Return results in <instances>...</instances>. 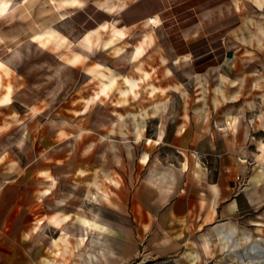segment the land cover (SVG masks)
<instances>
[{
	"label": "crops",
	"instance_id": "crops-1",
	"mask_svg": "<svg viewBox=\"0 0 264 264\" xmlns=\"http://www.w3.org/2000/svg\"><path fill=\"white\" fill-rule=\"evenodd\" d=\"M58 1L61 7L54 0H13L3 15L0 14V61L6 65L0 71V106L13 105L15 96L25 94L24 90L43 88L44 83L30 84L28 77L25 76L26 80L19 78L17 70L5 60L27 41L37 43L32 38L35 33L57 27L63 36L68 37L65 42L76 43L73 32L84 34L113 25L123 37L137 34L131 30L142 23L160 25L163 20L175 23L181 18L180 13L164 15L179 0ZM239 1L264 9V0H236V10H240ZM121 3L124 4L109 8ZM209 12L207 10L205 14ZM196 24L197 45L204 35L198 33L203 24L197 21ZM138 34L147 35L150 43L155 42V34L150 31ZM54 40L60 43L62 39L57 37ZM170 47L173 52V44ZM134 49L143 57L145 42L137 41ZM211 50L209 44L205 49L185 45L170 56L197 60ZM126 51L113 55L114 60L120 61L118 56ZM245 53L251 55L249 50ZM87 58L85 55L84 59ZM161 61L166 64L168 59L162 56ZM103 65L108 66L109 74L105 72L107 68L95 75L89 72L92 67L87 70L90 76L85 78L86 81L99 79V86L93 91H89L84 82L85 86H76L67 100L53 101L52 106L50 103L45 106L46 102L41 99L32 103L28 100L24 102L26 104L22 102L27 107L24 114L13 112L7 114L11 119H2L0 132L7 134L15 125H21L26 145L30 147L25 153L32 151L34 154L31 160L23 163L19 157L15 158L10 145L9 152L0 156V250H4L0 252V264H76L77 248L71 247L73 235L65 229L67 221L94 227L82 226L105 234L115 254L135 264L148 259L160 260L164 264H232L242 234L245 241L242 247L247 248L254 233L264 232V141H254L247 134L240 122L241 115L182 113L179 120L173 118L167 125L160 123L162 141L158 140L160 131L153 138L146 137V145L134 162V168L137 166L139 171L134 172L130 184L120 160L116 158V162H108L104 154L98 159L95 149L98 145L94 142L82 153L78 150L79 137L93 132L85 123L96 102L104 99L116 101L118 116L111 129L116 137L125 135L126 117L130 118L133 127H139L137 122H142V129L136 127L134 130L138 136L145 133V123L156 117V109L142 112L139 108L137 111L141 95L138 98L132 96V90L125 82L124 73L128 69L109 63ZM155 71L153 66L148 73L152 76ZM109 75L117 77L111 80ZM222 80L224 82L226 77L223 76ZM124 84L131 94L122 92L126 88ZM159 88L162 92L167 91ZM88 100L91 106L84 112ZM42 104L43 107H39ZM126 104L132 105L130 111ZM119 108L127 113L122 114ZM79 115H85L83 129L74 132ZM58 120V128L47 123ZM65 134L78 137L72 150L61 146ZM166 149L175 154L174 159L161 157L162 166L155 164L150 170L152 158ZM62 185L68 186L71 195L67 204L56 201ZM47 188L50 193L43 195L42 190ZM77 196L84 201V215L73 209V200ZM94 200L116 202V216L95 212ZM125 202H128L127 208ZM13 210L17 212L11 216L9 213ZM34 211L42 213L47 223L46 235L35 243L29 233L30 225L34 223ZM93 213L101 220L92 219ZM49 228L60 231L52 241L46 238ZM87 239L88 236L84 242Z\"/></svg>",
	"mask_w": 264,
	"mask_h": 264
},
{
	"label": "rangeland",
	"instance_id": "rangeland-1",
	"mask_svg": "<svg viewBox=\"0 0 264 264\" xmlns=\"http://www.w3.org/2000/svg\"><path fill=\"white\" fill-rule=\"evenodd\" d=\"M235 1L179 0L174 3L172 10L164 14L167 17L171 14L180 13L179 21L171 23L163 20L160 25H155L152 22L142 23L131 30L132 33L137 32V34H127L123 37L119 36L118 33L116 34L118 31L113 25L106 27L102 29L103 41L101 46L93 52H88L75 41L72 43L68 40L60 44L54 39L49 41L42 36L41 32L35 33L32 36L33 40L43 47L29 40L15 49L5 60L8 61L11 68L17 70L16 74L19 78L26 80L25 76L28 77L30 84L44 83L42 84L43 88L24 90L23 93L25 94L15 96L13 105L0 106V123L4 121L2 119L5 117L11 119L10 116H7L9 113L24 114L27 110L24 105L26 104L25 101L28 102L29 100V103H32L35 99H41L42 102H46L45 106L49 103L52 106L53 101L67 100L76 86L85 83L88 84L87 89L93 91L95 87L99 86V79L86 81L85 78L90 76L87 70L100 62L106 65L109 63L110 66H121V69H128L127 73H124L125 82L131 88L134 98L141 95L138 106L135 105L137 111L139 108L142 112L149 108L151 111L156 109V117H150L151 119L145 123L146 131L141 136L134 133L138 126L133 127L130 118L126 117L125 135L116 137L115 134L113 135L114 132L111 133L114 120L118 116L116 101L104 99L96 102L90 111L93 117L89 114V119L85 123L86 126H91L93 132L83 133L78 139L77 145L80 153L84 151L87 145L94 142L95 145H98V148H95L98 159L100 154L101 156L104 154L108 162H116V158L120 160L125 171L126 181H129L130 184H132L134 172L139 171L137 166H135L136 169L134 168V162L143 150V146L146 145V137L153 138L160 131L158 140L162 141L160 123L163 122L167 125L173 118L179 120L182 113L241 115L240 122L247 134L249 133L254 141L256 139L264 141V9L261 10L249 3L239 1L240 10H236ZM55 3L57 4V2ZM207 10L210 12L205 14ZM196 21L203 24L198 33L204 35L202 40H197L199 42L197 45L195 41L198 37V34L195 35ZM141 31L154 33L155 42L150 43L147 35L138 36ZM70 32L73 31L70 29ZM73 33H75V39L84 35L80 32ZM137 41L145 42L146 51L143 57L135 52L134 44ZM169 43L173 44L175 51L181 50L185 45L192 49H205L208 44L212 46V50L197 60L185 59L184 56L176 59L170 56L175 51L172 52ZM125 49L127 51L118 56L120 61L114 60L116 57L113 55H119ZM245 50H249L251 55L246 54ZM73 51L81 52L88 58L83 59L76 66L70 65L65 58L67 59ZM162 56L167 57L168 62L166 64L162 63ZM153 66L156 71L150 76L148 70H152ZM214 67L219 68L212 70ZM2 68L4 67H0V71ZM108 70L107 66L105 72L108 73ZM221 75L226 77L224 82ZM116 77L108 76L111 80ZM124 86L126 87L125 84ZM159 87L166 88L167 91L162 92ZM126 89L127 87L125 91H122L124 94L128 93ZM29 103L28 105H30ZM90 106L91 103L88 100L83 111L87 112ZM125 106L129 111V108H132L130 104ZM39 107H43V104ZM119 111L122 114L127 113L126 110L123 111L120 108ZM84 116L79 115V121L74 125L76 126L74 132L80 128L83 129L84 121L82 119ZM47 123L54 128L60 126L59 120L58 122L48 121ZM138 124L139 127L136 129L141 130L142 122L141 124L137 122ZM74 126L72 127L74 128ZM22 133L21 125H15L7 134L0 132V156H5L9 152V146L12 145L15 158L19 157L23 163L31 160L34 152L25 153V150L28 148L30 150V147L26 145V138L23 137ZM77 138V136L71 137V135L65 134L62 136L61 146L67 150H72ZM99 139L103 142H100ZM19 148L23 151H20ZM80 153H78V160ZM66 155L71 154L66 153ZM173 155L175 154L168 149L161 154L157 153L151 160L150 170L151 167L154 168L155 164L162 166L161 157L174 159ZM170 166L174 167L173 165ZM61 187L57 191L56 198L58 199L56 201L59 204H67V199L71 197L68 194L69 188L65 185ZM49 193L50 189L48 188L42 190L43 195ZM81 198L77 196L76 200H73L75 205L73 209H78L84 215L86 214L83 210L85 204ZM127 204L128 202H125L126 208ZM92 207L97 213L104 215L109 213L116 216L114 213L116 202L94 200ZM16 212L13 210L9 214L14 216ZM34 213V223L29 228L33 243L39 237L46 235L47 224L42 213L36 211ZM91 217L98 221L101 220L95 213ZM82 226L70 224L68 221L65 225V229L73 235L71 247L76 246L77 248L74 257L76 264H135L132 260L118 257L106 235L95 230H89L87 232L88 239L84 244H81L80 237L85 232ZM59 235L60 231H55L53 228L47 229L46 238L48 241H52ZM243 237L242 234L241 240L237 241L238 248L236 254L233 253L235 256L232 257L235 262L231 261L232 264H264V232L254 233L247 248L242 247L245 243ZM0 252H4V250H0ZM138 264H164V262L148 259L142 260Z\"/></svg>",
	"mask_w": 264,
	"mask_h": 264
},
{
	"label": "bare ground",
	"instance_id": "bare-ground-1",
	"mask_svg": "<svg viewBox=\"0 0 264 264\" xmlns=\"http://www.w3.org/2000/svg\"><path fill=\"white\" fill-rule=\"evenodd\" d=\"M13 0H0V14L3 15V11L4 9H6L7 6L10 7L11 3H12ZM55 2H57L58 6L61 7L60 5V2L58 0H54ZM29 2V1H28ZM106 5V4H105ZM122 4L120 5H115V4H112L111 6H109L110 9H113L115 7H119L121 6ZM24 9V8H23ZM17 10H14V12H16ZM22 11V10H21ZM20 12V11H19ZM9 18H11V16H9ZM14 18V17H13ZM12 19V18H11ZM44 27V26H42ZM41 27V28H42ZM104 27L98 29V30H95L93 32H85L84 35L80 38V39H77L76 40V43L78 45H80L81 47H83L84 49H86L88 52H93L97 46L101 45L102 44V29H104ZM43 29V28H42ZM122 32V30H120ZM113 32V31H112ZM115 32V31H114ZM42 33V36H44L45 38H47L49 41L50 40H53L54 38H57V37H61L62 40H60V43H63L65 42L66 36H63L62 35V31L60 29H58L57 27H51V28H46L44 29V31L41 32ZM118 32H116L117 34ZM114 34V33H113ZM121 34V33H120ZM120 34L118 33V35L120 36ZM117 36V35H116ZM122 36V35H121ZM60 39V38H59ZM68 40V39H67ZM154 41V40H153ZM59 42V41H58ZM123 52V51H122ZM19 53V52H18ZM121 54V53H120ZM85 58V55L80 53V52H76V53H73L72 56L68 57L66 59V62L67 63H70V64H76V63H79L81 62L83 59ZM166 62V61H165ZM5 63L3 61H0V67H5ZM105 68H107V66L101 64V63H98L95 67H92L89 69V72L93 75L99 73L101 70H104ZM109 87L112 85V82H110V84H108ZM107 85V86H108ZM127 87V86H126ZM127 92L129 94L130 93V89L127 87ZM139 139V138H138ZM113 182V181H112ZM94 221V220H93ZM85 228H94L92 226H86V225H83ZM90 230V229H89ZM88 229H84V233L82 235L81 238V244H84L85 242V239L87 237V232L89 231Z\"/></svg>",
	"mask_w": 264,
	"mask_h": 264
},
{
	"label": "water",
	"instance_id": "water-1",
	"mask_svg": "<svg viewBox=\"0 0 264 264\" xmlns=\"http://www.w3.org/2000/svg\"><path fill=\"white\" fill-rule=\"evenodd\" d=\"M229 56H231V54H229Z\"/></svg>",
	"mask_w": 264,
	"mask_h": 264
},
{
	"label": "built area",
	"instance_id": "built-area-1",
	"mask_svg": "<svg viewBox=\"0 0 264 264\" xmlns=\"http://www.w3.org/2000/svg\"><path fill=\"white\" fill-rule=\"evenodd\" d=\"M198 155H199V153H198Z\"/></svg>",
	"mask_w": 264,
	"mask_h": 264
}]
</instances>
